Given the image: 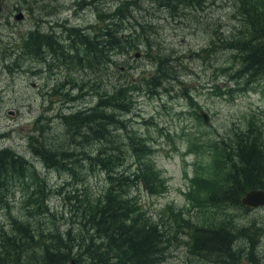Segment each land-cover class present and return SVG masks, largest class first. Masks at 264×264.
Returning <instances> with one entry per match:
<instances>
[{"label": "rangeland", "instance_id": "obj_1", "mask_svg": "<svg viewBox=\"0 0 264 264\" xmlns=\"http://www.w3.org/2000/svg\"><path fill=\"white\" fill-rule=\"evenodd\" d=\"M3 1L0 150L9 148L23 155L45 180L49 209L37 218L42 221L45 234L52 229L63 235L68 231L76 236L92 233L84 224L88 208L102 202L111 183L108 174L90 164L89 159L99 147L106 149L107 146L74 144L67 136L61 113L94 106L107 92L112 93L125 83L136 86L135 90L139 91L129 97L131 109L120 113L124 127L114 130L122 149L120 169L137 168L133 143L127 144L131 141L130 135L137 134L151 148L148 155L146 152L142 156L152 160L160 176L166 179L163 192L148 189L140 179L128 189L140 212L152 223L159 224L162 232L169 230L172 235L167 256L160 264H216L211 255L192 253L188 230L171 229L169 218L173 212L208 227L228 222V228L237 235L238 258L231 263L264 264V207L210 206L205 197L208 192L203 190L195 191L189 198L187 195L197 174L201 177L198 184L202 186V177L209 178L205 176L206 169L217 171V154L220 150L227 153L223 139L232 142L237 133L257 135L258 129L264 131V79L251 83L235 80V64L222 68L232 58V49L222 43L209 46L212 39L218 43V36H241L242 25L235 18V2L198 0L189 8L176 0V10L171 12L152 0H140L144 10H135L134 15L140 23L152 19L153 28L142 34L151 39L138 50L112 51L107 70L94 73L77 71L76 63L71 62V70L62 68L58 61L52 62L49 54L46 59L35 54L25 56L21 50L26 45L23 39L30 31L45 32L65 22L68 26H84L93 34L104 24L98 12L104 8L114 11L123 0H85L83 6L79 4L82 0ZM21 13L24 18L17 19ZM127 23L130 27L131 23ZM55 29L57 36L65 41L66 35H61L64 28ZM133 31L127 29L126 33ZM160 59H164L163 65L171 75L159 81L155 75ZM81 92L83 95L79 96ZM201 109L208 112L209 122L200 115ZM35 136L50 145L69 149L61 161L70 169L59 171L42 162L30 147V137ZM31 185L30 191L36 189ZM28 194L22 190L19 180L12 181L10 189L0 194V229L10 228L12 216L27 215L31 204L27 202ZM200 203L204 204L203 208H197ZM169 205L173 209L168 210ZM78 252L75 249L74 255Z\"/></svg>", "mask_w": 264, "mask_h": 264}, {"label": "trees", "instance_id": "obj_2", "mask_svg": "<svg viewBox=\"0 0 264 264\" xmlns=\"http://www.w3.org/2000/svg\"><path fill=\"white\" fill-rule=\"evenodd\" d=\"M175 1L151 2L173 12L176 10ZM196 1L181 0V5L190 8ZM232 1L237 7L235 18L242 25L241 36L222 38L216 31L218 43L212 39L209 46L216 47L222 43L227 49H232V58L222 68L225 70L226 66H230L228 64H235V80L251 83L264 79V0ZM141 9L144 10L143 1L123 0L114 11L105 8L100 10L98 17L104 24L93 34L85 27H70L66 22L57 24L56 27L64 28L61 35H66L65 41L57 36L58 31L52 26L45 32L40 29L30 31L23 39L26 45L21 46L22 53L29 57L35 54L44 59L48 54L52 55V62L58 61L60 67L69 70V62L76 63L77 69H90L94 73L99 68L107 70L112 61V51L138 50L151 39L142 34L153 28L152 19L140 23L135 18L134 11ZM127 22L131 23L130 27H127ZM127 29L134 31L126 33ZM158 61L155 77L159 80L170 76L163 65L164 59ZM135 89L134 85L120 84L115 91L102 96L96 106L60 115L67 136L69 140H74V144L86 146L102 143L107 146L106 149L99 147L96 155L89 157L90 164L107 172L111 182L106 195L103 194L102 202L88 208V218L85 217L84 224L92 233L76 236L68 231L63 235L57 229H52L45 234L42 221L37 219L49 209L45 180L23 155L9 148L0 150V194L10 189L12 181L15 183L19 180L25 194L29 193L28 204L31 203L24 218L12 216L10 228L0 229V264H70L73 259L77 264H160L166 258L170 241L173 240L170 231L162 232L159 224L152 223L141 213L139 205L128 191L139 179L152 191L163 192L166 189V181L161 178L154 162L142 156L146 152L148 155L151 150L145 139L137 134L130 135L131 141L127 144L133 143L137 168L134 171H128L127 167L120 169L123 166L120 156L122 149L115 139L114 130L124 127L119 116L123 110L131 109L129 95ZM222 142L226 145L227 153L220 150L217 154V171L208 167L205 176L209 178L202 177V186L198 184V177H201L197 174L187 195L189 198L195 191L203 190L208 192L205 197L210 206H239L243 193L250 189L264 188V131L263 128L258 129L257 135L252 132L248 135L237 133L232 142H226L225 139ZM30 147L49 168L59 171L70 169L61 161L69 150L66 147L59 148L40 141L39 136L30 137ZM218 177L219 181L213 182ZM30 184L36 189L30 191ZM203 207L202 203L197 206ZM170 208L173 209L171 205L168 210ZM171 215V229L188 230L193 254L204 257L211 255L216 264H232L238 258L235 248L237 235L228 228V222L208 227L192 222L191 218H184L182 213L173 212ZM75 249H79L76 255Z\"/></svg>", "mask_w": 264, "mask_h": 264}, {"label": "water", "instance_id": "obj_3", "mask_svg": "<svg viewBox=\"0 0 264 264\" xmlns=\"http://www.w3.org/2000/svg\"><path fill=\"white\" fill-rule=\"evenodd\" d=\"M3 10L2 0H0V12ZM23 13L17 16V19L23 18ZM202 116H204L206 122L209 121V116L206 112L201 111ZM242 203L246 206L258 207L264 205V189H253L246 193L242 198ZM70 264H76V260L73 259Z\"/></svg>", "mask_w": 264, "mask_h": 264}, {"label": "flooded vegetation", "instance_id": "obj_4", "mask_svg": "<svg viewBox=\"0 0 264 264\" xmlns=\"http://www.w3.org/2000/svg\"><path fill=\"white\" fill-rule=\"evenodd\" d=\"M84 1L85 0H82V2H79V4L81 5V6H83V3H84ZM95 2H98V0H94ZM1 16H2V13L0 14V18H1ZM1 19H0V25H1ZM77 26V25H76Z\"/></svg>", "mask_w": 264, "mask_h": 264}, {"label": "bare ground", "instance_id": "obj_5", "mask_svg": "<svg viewBox=\"0 0 264 264\" xmlns=\"http://www.w3.org/2000/svg\"><path fill=\"white\" fill-rule=\"evenodd\" d=\"M49 18V17H48ZM247 25V24H246ZM114 26V25H113ZM86 33V32H85ZM117 33V32H116ZM91 34V33H90ZM114 45V44H113ZM128 45V44H127ZM84 48V47H83ZM71 50V49H70ZM51 51V50H50ZM80 67V66H79ZM82 67V66H81ZM90 107V106H89Z\"/></svg>", "mask_w": 264, "mask_h": 264}]
</instances>
